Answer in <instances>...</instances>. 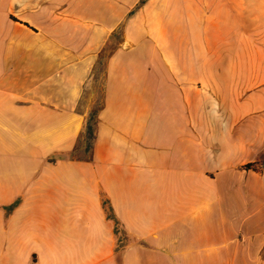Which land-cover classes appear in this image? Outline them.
<instances>
[{
	"label": "crops",
	"instance_id": "crops-1",
	"mask_svg": "<svg viewBox=\"0 0 264 264\" xmlns=\"http://www.w3.org/2000/svg\"><path fill=\"white\" fill-rule=\"evenodd\" d=\"M0 264H264V0H0Z\"/></svg>",
	"mask_w": 264,
	"mask_h": 264
},
{
	"label": "rangeland",
	"instance_id": "rangeland-1",
	"mask_svg": "<svg viewBox=\"0 0 264 264\" xmlns=\"http://www.w3.org/2000/svg\"><path fill=\"white\" fill-rule=\"evenodd\" d=\"M238 35V33H237ZM145 43H141L139 46L120 49L119 52L116 54L118 55L116 62L114 63V71L121 74H133L135 76V83L141 82V79L145 72L148 70V64H151V59L148 57L149 50L146 46H144ZM144 46V47H143ZM112 45H108L106 47V53L111 51ZM224 70L227 69V65H222ZM223 70V69H221ZM212 71V70H209ZM94 84L92 85L90 82L89 90L87 89L86 97L87 100L90 101L91 109H96L97 111L93 114L95 115V118L100 117L101 111L105 108L104 107V93L101 90L102 88V81L101 80H95L93 81ZM100 102H102V105H100ZM89 110V111H90ZM88 115H86L85 119Z\"/></svg>",
	"mask_w": 264,
	"mask_h": 264
},
{
	"label": "trees",
	"instance_id": "trees-1",
	"mask_svg": "<svg viewBox=\"0 0 264 264\" xmlns=\"http://www.w3.org/2000/svg\"><path fill=\"white\" fill-rule=\"evenodd\" d=\"M101 105H102V102H100L99 106H101ZM96 111H97V108L91 109L87 114L88 115L87 118L85 119V125L83 128L82 134H81L82 137H80L81 138L80 140H83V143L85 144V149H88L90 147V143L94 137V126L96 123V118H95V115L93 113ZM247 165H249V163ZM104 205H105V210H106L107 216L114 220L115 231L120 232L121 228L119 226V223L116 220L112 209L108 205H106L105 200H104Z\"/></svg>",
	"mask_w": 264,
	"mask_h": 264
}]
</instances>
